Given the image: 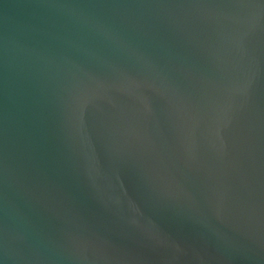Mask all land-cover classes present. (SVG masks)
I'll return each instance as SVG.
<instances>
[{
	"label": "water",
	"instance_id": "1",
	"mask_svg": "<svg viewBox=\"0 0 264 264\" xmlns=\"http://www.w3.org/2000/svg\"><path fill=\"white\" fill-rule=\"evenodd\" d=\"M0 264H264V0H0Z\"/></svg>",
	"mask_w": 264,
	"mask_h": 264
}]
</instances>
